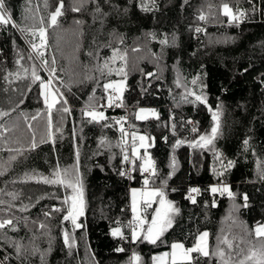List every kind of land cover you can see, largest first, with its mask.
<instances>
[{
  "label": "trees",
  "instance_id": "obj_1",
  "mask_svg": "<svg viewBox=\"0 0 264 264\" xmlns=\"http://www.w3.org/2000/svg\"><path fill=\"white\" fill-rule=\"evenodd\" d=\"M77 2L65 0L64 15L58 18L56 27L48 29L45 58L49 67L57 69L53 84L60 89L70 109V114L52 110L54 128L61 129L52 139L46 137L47 110L39 81L32 82L31 70L35 65L44 80L49 74L40 67L38 59H27L30 36L25 38L10 26L0 27V112L8 113L0 117V126H3L0 127V172L3 173L0 174V200L14 205L11 211L7 210V203L0 205L5 209L0 216H14L19 221L17 231L0 230V237L5 238L0 240V261L42 264L40 253H44L43 264H128L136 252L142 264H152L151 257L169 250L174 241L191 247L195 236L203 230L209 233L211 250L216 249L218 238L227 236L236 237L234 243L247 251L249 241L257 242L254 233L249 235V232L257 222L264 223V180L257 174L258 166L264 167V163H258L264 162V0H252L251 4L248 0H155V7L147 12L140 10V0H112L121 12L117 15L111 7L103 5L109 13L103 24L94 17L91 4H86L80 12L71 11ZM222 2L245 10L246 17L238 24H229L220 15ZM44 3L45 0H6L13 20L22 27L25 16L32 13L37 19H47L57 0H47V8ZM201 11L208 16L207 20H197ZM197 26L203 31L196 33ZM165 39L169 43L162 45ZM106 42L110 46L104 47ZM114 48L127 53L126 64L119 59L111 62ZM18 51L25 56L20 66L15 63ZM53 58L55 65L51 63ZM106 60L113 72L110 76H101L99 68ZM120 67L124 73L117 75L115 69ZM9 72H18L19 78L4 79ZM148 72L156 76L148 77L145 75ZM178 75L188 88L193 87L191 79L199 75L204 87L201 90L197 86L196 90L206 96L207 105L181 100L184 89L175 86ZM109 81H123L120 93L123 106L98 109L104 111L112 127H103V122L89 123L81 110L89 97H94L99 105L100 99L106 96L102 85ZM140 106H152L159 118L149 116L136 120L135 113ZM209 106L214 111L219 106L220 113V131L213 142L215 151L193 149L188 142L211 130ZM37 113H40L38 119L32 120ZM121 117L127 118L124 127L128 133H143L152 141L153 146L148 150L157 176L150 186L161 187V181L166 180V198L180 209L173 227L162 238L164 242L158 245L130 243L111 235L116 221L123 226L132 219L130 187L143 185L139 160L137 170L131 173L135 179L119 175L121 169L132 167L121 162L122 151L118 146L121 134L119 126L114 124ZM193 127L197 133L192 132ZM33 131L37 147L30 149ZM42 137L45 142H41ZM102 138L108 142L104 147L100 146ZM126 139L130 154V135ZM177 139L185 143L173 147ZM246 139L247 151L243 144ZM9 149H21L22 154ZM77 152L84 214L78 218L82 226L73 231L70 221L62 222L64 212H53L51 218L43 215L54 207L66 209L62 201L71 190L38 181L41 176H51L57 165L64 169L77 164ZM216 152L221 154L223 164L229 160L234 162L220 179L237 194V205L243 204L242 196L247 193L248 207L234 211L233 201L218 194L217 206L205 207V202L211 205L213 197L203 190L217 183L212 173L221 166ZM13 155L16 159L9 162ZM170 172L172 176L168 179ZM190 187L202 190L196 205L184 198ZM8 193H15L17 199L11 200ZM25 205L27 211H20ZM155 207L156 203L147 211L142 210V216L150 221ZM21 217H27V221ZM40 222L47 224V228L39 229ZM65 230L76 241L71 250L63 242ZM122 231L130 240L131 230L122 227ZM34 236L39 249L36 255L18 258L10 242H5L11 238L30 248ZM118 247L125 251H115ZM218 260V257H200L199 264H218Z\"/></svg>",
  "mask_w": 264,
  "mask_h": 264
},
{
  "label": "snow or ice",
  "instance_id": "obj_2",
  "mask_svg": "<svg viewBox=\"0 0 264 264\" xmlns=\"http://www.w3.org/2000/svg\"><path fill=\"white\" fill-rule=\"evenodd\" d=\"M187 2V0H185ZM251 4L252 0H248ZM86 4L93 5L94 17L99 19L101 24L104 22V18H106L109 13L105 12L103 9V5H108L111 7L114 13L117 15L120 14L121 9L119 5L113 4L112 0H103V4L101 0H78L77 4H74L71 7V11L80 12ZM45 8L49 7L47 0L44 3ZM141 11H151L155 7V0H140L139 4ZM211 8V5L209 6ZM255 11V7L252 9ZM65 11V0H57V3L54 5V11L49 12L47 19L40 17L37 19L35 13H32L28 16H25L24 26L22 27L16 21L13 20L12 15L7 7L6 0H0V27L7 29L9 26L12 29H16L19 31L25 38L31 37L28 40L30 45V52L27 56L28 60H36L40 61V67L44 69L49 75L48 79L44 80L37 73L35 65H33L31 70V79L32 82L35 83L39 81V87L41 89L40 95L44 98V104L47 110V129H46V137L48 139H52L55 132L61 131L59 127H55L53 125L52 120V110L55 108L57 112L70 114V109L67 107L68 101L63 97L59 88H56L53 84V81L56 79L57 69L53 67H49V61L45 58V50L48 47L47 43V35L48 29L54 28L58 25V18L64 15ZM123 11H127L124 9ZM220 15L227 18L229 24L240 23L247 15L245 10L240 9L239 7H232L228 2H222L220 5ZM208 19V16L205 12L201 11L197 16V20L205 21ZM77 24L80 22L77 21ZM195 32L200 33L203 29L199 26L195 27ZM37 40L39 41L37 43ZM15 42V41H14ZM121 43L123 40L121 38ZM169 41L167 39L161 41L162 45H167ZM104 47L110 46V42H106ZM138 49H133V51H137ZM35 53V56H33ZM91 55V53H90ZM18 58L16 59V65L20 66L21 61L25 59V56L18 51ZM117 59L120 61L127 62V53H121L120 49H113L112 56L110 58L111 62L114 63ZM52 65H55V58L51 61ZM25 72L28 71L27 68L24 69ZM101 72V76H110L112 75L113 69L109 66V61H105L104 64L99 68ZM244 71H247L245 69ZM117 75L124 73V68L120 67L115 69ZM148 77L156 76L155 73L148 72L145 73ZM9 76H16L19 78V73L9 72L4 79H8ZM192 88H188L186 84L182 82V78L178 75L175 81V86L177 88H183L184 91L181 94V100L186 103L191 104H204L207 105V98L202 94V92H198L197 86L202 88L204 85L200 84L199 75L193 77L190 81ZM106 98L107 104H99L97 105L94 100V97H89V102L85 105L84 109L81 110L82 116L88 119L89 123H102L103 127H112L113 124L108 123V118L105 116L104 111L98 110L104 107H122V93L124 84L122 81L116 82H106L102 85ZM111 90V91H110ZM113 92L117 93V95L113 96ZM103 99V98H101ZM116 101H120V103H116ZM59 105V107H57ZM209 112L212 114V127L210 132L204 134H198L193 140L188 142L189 147L193 149H202V150H212L214 149V140L219 135L220 131V123H219V106L214 111L211 106L208 107ZM8 113L0 112V117L6 116ZM40 116V113L33 115L31 117L32 120H37ZM149 116L159 118L158 113L154 109L149 108H139V110L135 113L136 120H145ZM174 119V118H173ZM127 121L126 117H121L114 121L115 125L119 126V131L121 134V151H122V163L130 164L132 167L130 169H121L119 171V175L122 177H127L128 179H135L134 176L131 175L132 172L136 171V161L139 160L141 163L139 164V172L141 177L143 178V186L144 190H137L133 188L131 190V210H132V219L128 222L127 225H121L120 221H116L117 226L111 229V235L113 238H119L121 240L130 242V243H142L146 242L151 245H158L159 243H163L164 234L173 227L174 217L176 214H179L180 209L175 207L173 203L166 198V194L164 191V187L166 186V180L161 181V187H150L151 183L155 182L157 172L155 168V163L148 153L147 149L153 146L152 141L146 135H137L135 132L128 133L124 127V123ZM183 126V125H182ZM3 127V126H0ZM5 131H9V129H4ZM176 125L172 124L173 135H175ZM29 131H32V125L29 124ZM197 129L195 127L192 128L193 133H197ZM75 136V130L73 132ZM130 135L131 137V149L130 154L127 148V137ZM165 141L167 137L164 138ZM137 141H139V146H137ZM41 142H45L44 137L41 138ZM108 143L104 138L100 140V146L104 147ZM185 141L177 139L175 145L173 147L179 146ZM245 146V151L248 150L249 141L246 139L243 141ZM37 147L35 132L33 131L32 141L29 146L30 149H35ZM140 149H144L143 155L140 154ZM9 151H15L19 154H22L21 149H9ZM78 156L77 152V164L73 165L71 168L61 169L59 165H57L51 176H41L38 182H43L47 185L60 186L65 190L70 189L71 194L64 197L62 203L67 206L66 209L62 208H52L51 211H45L43 215L46 218H51L53 212H64L65 214L62 216L63 221H70L73 226V231L75 229H79L82 225L78 223V218L84 214V195H83V184L80 178L79 173V164H78ZM215 156L218 161L221 162L220 169H213V176L217 178V183L213 185H209L204 192H207L213 197L211 201V205L208 202H205V207L211 206L216 207L215 196L218 194L219 196H227L230 200L233 201V210L235 211L239 207H248L249 197L247 193L243 194V204L237 205L235 203L237 194L234 193L227 183L220 179L221 176L224 175L227 169H230L234 166V162L229 160L227 164H223L221 160V154L216 152ZM16 159V156H10L9 162ZM264 163V162H258ZM171 166L175 167V160L173 159ZM0 174H3L0 172ZM257 174L260 180H264V167H259L257 169ZM172 173L168 174V179H170ZM175 191V189H173ZM201 189L199 187H190L185 194V199L189 201L191 204L196 205L198 203L197 197L201 194ZM11 197V200H16L17 196L15 193H8ZM138 197L142 198V210L147 211L148 208H151L154 203L158 204L151 214L150 221L147 220L144 216L141 215V207H138L139 200ZM7 203V210L11 211L14 205L9 201L6 202L4 200H0V205H4ZM28 206H23L20 211H27ZM5 211V209L0 208V212ZM25 222L27 221V217H21ZM235 222V221H234ZM17 223L19 221L14 216H0V230L9 229L11 231H17ZM35 223V222H34ZM122 227L129 228L130 231V240L128 236H125L122 231ZM47 228V224L44 222L39 223V229ZM257 238L256 243H252L249 241V247L247 251L244 248L240 247L239 243H234L236 237L229 239L227 236H223V238H218L217 246L215 250H211L208 245V236L209 233L207 231L200 232L195 236L194 243L191 247H185L182 242H172L170 245V252H164L159 255H154L151 257L152 264H199L200 257H218V264H264V223L257 222L255 227L249 232V235L253 234ZM63 242L66 248L71 250L75 244V238L70 236V233L65 230L62 233ZM5 239L4 237H0V240ZM36 237L34 236L32 241L30 242L31 247L28 248L23 245L20 241H11V238H7L5 242H10V246L13 247L16 251L17 257H24L26 254L36 255L39 252V249L35 245ZM241 242H243V237L240 238ZM117 252H123L125 249L123 247H118L115 249ZM41 261L43 264L44 253H40ZM8 259L5 256L4 260ZM0 264H4L3 261H0ZM128 264H142L141 257L133 252L131 257L129 258Z\"/></svg>",
  "mask_w": 264,
  "mask_h": 264
},
{
  "label": "rangeland",
  "instance_id": "obj_3",
  "mask_svg": "<svg viewBox=\"0 0 264 264\" xmlns=\"http://www.w3.org/2000/svg\"><path fill=\"white\" fill-rule=\"evenodd\" d=\"M123 82V81H122ZM149 108V109H154L152 106H140L137 108L136 112L139 110V108ZM155 110V109H154ZM103 111V110H102ZM137 135H146V134H143V133H137ZM147 136V135H146ZM137 146H139V141H137ZM148 153H149V150L147 149ZM143 152H144V149H140V154L142 153L143 155ZM150 154V153H149ZM151 156V155H150ZM150 187H155V186H150ZM135 188L137 190H141L143 191L144 190V186L143 185H135V186H131L130 189H129V204H130V211H131V217H132V210H131V190ZM138 200H139V204H138V207H141V215H142V204H143V200L142 198L138 197ZM168 200V199H167ZM156 207H158V204H156ZM155 207V208H156ZM206 230H203L201 232H204ZM200 233V232H199ZM198 233V234H199ZM174 242H179V241H174ZM171 249L167 250V251H162L160 253H156L155 255H159L161 253H164V252H170Z\"/></svg>",
  "mask_w": 264,
  "mask_h": 264
},
{
  "label": "built area",
  "instance_id": "obj_4",
  "mask_svg": "<svg viewBox=\"0 0 264 264\" xmlns=\"http://www.w3.org/2000/svg\"><path fill=\"white\" fill-rule=\"evenodd\" d=\"M112 94H113V96L117 95V93H115V92H113ZM116 103H120V101H116ZM99 104H107V98H106V96L103 97V99H100ZM113 107H115V106H113Z\"/></svg>",
  "mask_w": 264,
  "mask_h": 264
}]
</instances>
